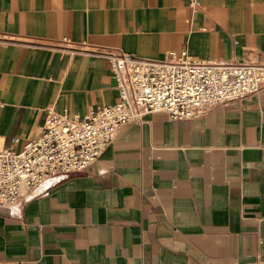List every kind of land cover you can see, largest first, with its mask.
<instances>
[{"label": "crops", "instance_id": "obj_1", "mask_svg": "<svg viewBox=\"0 0 264 264\" xmlns=\"http://www.w3.org/2000/svg\"><path fill=\"white\" fill-rule=\"evenodd\" d=\"M191 1L0 0V146L21 150L49 107L117 101L96 48L264 63V0ZM0 264H264V88L199 118L122 125L84 172L0 208Z\"/></svg>", "mask_w": 264, "mask_h": 264}, {"label": "built area", "instance_id": "obj_2", "mask_svg": "<svg viewBox=\"0 0 264 264\" xmlns=\"http://www.w3.org/2000/svg\"><path fill=\"white\" fill-rule=\"evenodd\" d=\"M60 44L58 48L70 52L85 51L68 37ZM88 52L107 60L117 101L83 116L49 107L41 132L21 150L0 146V208L11 213L28 190L57 174L84 172L124 124L159 111L172 120L199 118L264 88V63L195 59L185 48L168 51L161 59L101 48Z\"/></svg>", "mask_w": 264, "mask_h": 264}]
</instances>
